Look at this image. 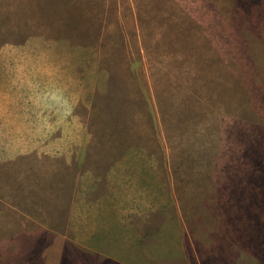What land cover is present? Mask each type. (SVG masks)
I'll return each mask as SVG.
<instances>
[{"label":"rangeland","instance_id":"obj_1","mask_svg":"<svg viewBox=\"0 0 264 264\" xmlns=\"http://www.w3.org/2000/svg\"><path fill=\"white\" fill-rule=\"evenodd\" d=\"M19 52L85 94L61 123L82 131L83 173L143 161L149 201L89 240L61 169L23 157L0 264H223L222 242L227 264H264V0H0V67Z\"/></svg>","mask_w":264,"mask_h":264},{"label":"crops","instance_id":"obj_2","mask_svg":"<svg viewBox=\"0 0 264 264\" xmlns=\"http://www.w3.org/2000/svg\"><path fill=\"white\" fill-rule=\"evenodd\" d=\"M13 57L16 62L14 66H17L14 70L0 67V200L6 196H10L14 202L18 200L20 192L15 191L16 183H19L16 181V170L22 169L23 165L19 163H22L23 157H34L36 164L41 163L49 170L60 168L62 179H67L63 191L68 195L74 193V198L69 202V215L74 221L73 231L79 236L83 234L89 236V240L91 237L98 240L99 235H105L111 231V227L124 224L127 209L133 210L132 214L138 220L144 208L143 202L148 206L149 201L148 164L123 159L114 162L104 176L96 174V171H85L84 174L86 168L82 153L86 147L81 145L82 131L75 130L78 135L70 140L63 135L61 125L69 120H80L77 114L72 112L71 115V110L80 100L86 99L85 94L71 99L66 85L68 78L64 75L68 73L67 70L48 68L43 63L36 67L31 53H14ZM42 62H46V59H42ZM54 135L58 139L50 140ZM11 136L19 139L12 143L9 139ZM17 164L19 167L16 169ZM6 167L14 169V172L8 176L9 180L13 178L12 184L8 183L4 191ZM53 173H45L48 180H51ZM31 181L27 180L30 187ZM129 182L133 185L130 184L131 188L127 187ZM108 247H111L110 244H101L100 248ZM216 247V254L221 252L222 262L227 264L229 260L225 261L223 257L226 255L230 259L226 244L222 242V251L218 244ZM248 261L256 264L253 259ZM240 263L238 261L237 264Z\"/></svg>","mask_w":264,"mask_h":264}]
</instances>
